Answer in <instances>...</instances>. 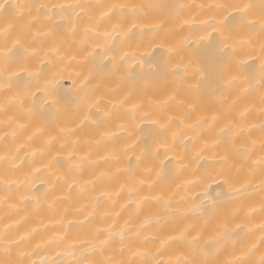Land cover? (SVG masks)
Returning <instances> with one entry per match:
<instances>
[{"label": "bare ground", "instance_id": "obj_1", "mask_svg": "<svg viewBox=\"0 0 264 264\" xmlns=\"http://www.w3.org/2000/svg\"><path fill=\"white\" fill-rule=\"evenodd\" d=\"M19 2L47 4L49 14L53 4L116 2L167 7L144 9L147 15H140L135 28L129 20L124 29L127 36L121 33L115 42L98 35L85 38L83 29L87 26V15L77 19L80 8H72L67 14L76 25L75 33L56 15L55 26L48 25L53 35L31 45L37 49L36 55L29 54L26 44L19 56L10 59L7 72L0 58V105L6 98L23 99V106H12L9 116H16L19 123L43 126L56 137L43 153L31 155L32 149L41 147L40 139L31 148L16 153L15 149L25 143L28 133H20L15 124L5 127V117L0 114V157L17 156L14 168L11 163L0 160V260L8 258L4 251L6 234L17 240L26 237L18 249L25 254L23 259L27 264L33 261L41 264L42 260H63L64 264H69L73 259L68 254L72 245L85 251L97 229L107 228L113 221L122 225L135 216V205L130 203L134 198L129 197L128 189L135 181L143 179L155 181L150 193L145 185L144 194L156 196L162 190L165 199L171 200L172 209L179 210L178 214L175 211L168 214L162 224L154 223L150 229L152 235L167 239L190 225L197 229L193 235L201 229L211 230L214 235L221 236L218 259L226 261L240 256L250 264H259L264 256V211L261 210L264 193L260 190L259 172L254 177L248 176L246 171L239 169L238 163L233 165L238 157L231 153L222 160L226 155L225 145L205 148L204 141L197 139L195 128L174 141L172 133L181 125L173 122L167 129L164 125L171 117L183 119L184 110L177 107L179 100L184 99L187 106L196 97V93L184 86V72L187 71L191 83L196 82L191 79L193 73L197 78L203 73L222 87L216 95L201 92L199 102L215 106L219 95L227 96V103L235 102L237 112H249L252 138L259 143V125L264 120L260 114L264 107L261 104L264 95V49L261 45L264 40L259 24L255 31L238 27L239 17L231 6H258L260 0ZM220 3L229 7L222 10L200 7ZM178 4L191 5L181 10L180 20L176 19L174 7ZM193 16L197 17V24L213 16L219 34L231 36L228 43L232 47L222 53L214 37L208 36L198 43L196 34L205 35L202 29L187 24L181 27L183 21H192ZM250 18L259 21L258 7L253 9ZM155 25L163 26L157 28ZM2 27L3 17H0ZM36 27L33 25L31 30ZM13 30H29L27 18L15 21ZM106 30L111 31V26ZM2 44L3 36L0 35ZM57 47L59 53L53 54L51 49ZM169 50L174 54L170 55ZM174 68H178L175 73L171 71ZM173 96L175 100L170 99ZM125 98L128 103L124 108H117L112 121L98 130L97 112H107L111 110V101L118 104ZM28 109L33 110L31 120ZM13 131L18 132L15 139L11 135ZM99 131L107 135L93 148ZM6 133L9 134L7 139L4 138ZM48 138L46 135L43 139ZM90 149L93 163L85 161L78 170L75 165L79 160L70 159L69 154L75 151L78 157L85 156ZM103 157H108V162H104ZM149 168L152 172L146 175L145 170ZM156 207L154 202L144 206L145 211ZM143 219V215L139 216L136 223ZM60 237L66 238L61 241ZM113 247L115 251L106 256L119 259V244ZM158 247V244L150 245L146 258L163 259L167 264L181 255L188 256V250L179 242L169 244L162 256L156 254ZM16 257L14 250L11 258Z\"/></svg>", "mask_w": 264, "mask_h": 264}, {"label": "snow or ice", "instance_id": "obj_2", "mask_svg": "<svg viewBox=\"0 0 264 264\" xmlns=\"http://www.w3.org/2000/svg\"><path fill=\"white\" fill-rule=\"evenodd\" d=\"M162 7H167L160 4H127V3H96V4H53L51 9L53 10L49 14V5L47 4H34V3H20L17 0L16 3H10L9 0H0V17H3V27L0 28V35L3 36V44L0 45V58L4 62V71L7 72L10 69V59L20 55L22 50H25V45H29L26 49L29 54L36 55L37 49L31 47L37 40L42 39L45 36L53 35L51 28L48 27L49 23L55 26L54 17L60 16L62 22L70 26L72 33L76 32V25L73 24L72 19L67 14V10L72 8H80V12L76 14L77 19L79 17L87 15V26L83 29L84 37L87 38L89 35H98L105 40H115L124 33L126 25L129 20L132 22V28H135L139 22L140 15H147L144 9L154 10ZM177 9L176 19L180 20V12L183 9L190 8L191 5L178 4L174 6ZM201 9L207 7L208 9L222 10L229 7L226 4H213V5H201ZM236 12V16L239 17L238 27L249 31H255L257 24H259V33L261 39L264 40V0H260L259 5L253 4H235L232 5ZM259 8V21L251 19L250 16L253 14V9ZM87 9V13L85 12ZM58 10V11H57ZM27 18L28 29L31 30L33 25H36L35 30H20L14 31L15 21L23 18ZM197 17L193 16L192 21H183L181 27L184 24L189 27H196L202 29L205 35L197 33V42H203L208 37H214L215 45L220 49L222 53L227 52L231 45L228 41L231 36L225 37L219 34V29L214 24V17L210 16L206 20L196 23ZM108 25L111 26V31L106 30ZM163 25H155L160 28ZM211 28L209 32L208 29ZM41 29H47L41 31ZM129 29L128 31H131ZM113 33L116 35L114 36ZM264 49V43L261 45ZM99 46L97 45V49ZM53 54L59 53V48L51 49ZM170 55L174 54L173 50H169ZM115 53V48H113ZM115 59V55L113 56ZM122 64V60L120 62ZM173 73L178 71V68L171 69ZM191 79L196 80L195 83L188 82L189 77L187 71L184 72L182 81L184 86L193 93H196V97L185 106V100L181 99L177 102V107L184 110L183 119L179 117H171L168 119V123L164 125L167 129L173 122L181 125V128L172 133L173 140L179 136H186L187 130L197 129V139L204 141V147L215 148L222 143L225 145L226 155L221 159H227V154L231 153L238 157V160H233V165H239L240 170L246 171L247 175L254 177L259 172L261 177V192L264 193V120L259 125L260 139L259 143L252 138V126L248 125L247 110L237 112L235 110V102L228 104V97L219 95L217 97V103L215 106L204 105L199 102L200 93L207 92L211 95L220 93L221 85L214 79L209 78L203 73H193ZM10 87V85H9ZM264 88V84H262ZM171 100H175L176 97H170ZM111 110L104 112L99 110L97 112V129H101L112 121L114 111L117 108H124L128 103L127 98L119 101H111ZM24 100L15 97L13 99H5L4 103L0 105V114L5 119L3 123L5 127H11L15 124L17 130L20 133L27 132L25 137V143L21 144L20 147L16 148V153H19L24 148H31L32 144L40 139L42 141L41 147L32 149L31 155L35 156L38 153H43L44 148L52 143L56 137L52 136L43 126L33 125L29 123H19L16 116H9V111L12 106L19 105L23 106ZM261 104L264 105V95L261 96ZM126 111H131L125 109ZM29 120L33 113L32 109H28ZM261 116L264 117V107L261 108ZM198 117V118H197ZM188 121L189 123H185ZM63 133V129L60 130ZM18 132L13 131L11 133L13 139L17 136ZM8 133L5 134V139L8 138ZM48 139H43L45 136ZM107 133L99 131V139L93 144V148L98 146ZM243 138V139H242ZM208 141H211L209 144ZM61 147H64L62 144ZM27 154V153H26ZM92 150L85 156H79L75 151L69 154V158L79 160V163L75 167L79 170L82 169L84 162L87 161L89 164L93 163L90 160ZM17 156L9 158L7 155L0 157V160L9 162L13 168ZM104 162H108V157L102 158ZM99 163V162H96ZM232 165H230L231 167ZM146 175H150L152 169L145 170ZM104 176L105 173H101ZM99 178V177H98ZM147 185L149 193L155 188V181L147 182L146 180H137L134 186L128 189L129 197H132L130 203L135 205L136 211L135 216L125 220L122 225L113 221L112 224L108 225L107 228L97 229L95 236L92 240L88 241L85 251H79L72 245V251L68 253L73 256V259L69 264H165L163 259H147L149 256V246L159 245L157 248V255L162 256L163 251L167 250L169 244L173 242H179L185 246L188 250V256H179L175 261H168L167 264H250L245 261L242 257L237 256L232 260L221 261L218 259L221 253V236L214 235L211 230L205 231L201 229L198 234L193 235L197 229L195 226H188L179 232L178 235L169 236L167 239L161 240L159 235L151 234V226L155 223L157 225L162 224L166 221L168 214L175 211L176 214L179 210H173L171 207V200L165 199V195L161 190L159 195L151 196L150 194H144V188ZM11 188L12 185H9ZM154 202L157 207L155 209H148L145 211L144 206ZM262 211H264V196H262ZM143 215L144 219L139 223H136V218ZM159 231V229L157 230ZM207 237V238H205ZM25 236H21L18 240L11 239L4 236V251L6 259L0 260V264H27L23 259L25 255L22 250L18 249L24 240ZM66 237H60L63 241ZM119 244V259H114L111 256H106L108 252H114V244ZM39 247V246H38ZM17 251V257L11 258L13 251ZM102 257L96 259L95 257ZM35 264V262H31ZM41 264H64L63 260L53 261H41ZM259 264H264V256L261 257Z\"/></svg>", "mask_w": 264, "mask_h": 264}]
</instances>
